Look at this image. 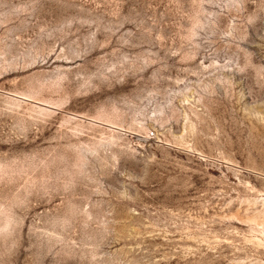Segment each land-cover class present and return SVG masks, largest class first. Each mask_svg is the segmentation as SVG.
Segmentation results:
<instances>
[{
    "label": "rangeland",
    "instance_id": "1",
    "mask_svg": "<svg viewBox=\"0 0 264 264\" xmlns=\"http://www.w3.org/2000/svg\"><path fill=\"white\" fill-rule=\"evenodd\" d=\"M263 216L264 0H0V264H264Z\"/></svg>",
    "mask_w": 264,
    "mask_h": 264
},
{
    "label": "bare ground",
    "instance_id": "2",
    "mask_svg": "<svg viewBox=\"0 0 264 264\" xmlns=\"http://www.w3.org/2000/svg\"><path fill=\"white\" fill-rule=\"evenodd\" d=\"M263 217H264V216H263ZM263 217H262V218H263ZM257 219H258V217H257ZM252 220H253V219H252ZM253 221H254V220H253ZM256 221H257V220H256ZM257 222H258V221H257ZM257 222H256V223H257ZM260 223H261V221H260ZM262 224H263V223H262ZM255 225H256V224H255ZM259 225H261V224H259ZM255 227H256V226H255ZM262 227H263V226H262ZM258 228H259V227H258ZM258 230H259V229H258ZM263 230H264V229H262V231H263ZM262 231H261V232H262Z\"/></svg>",
    "mask_w": 264,
    "mask_h": 264
}]
</instances>
